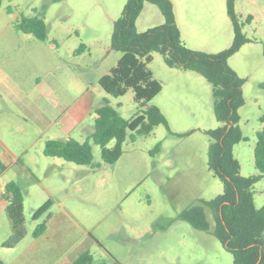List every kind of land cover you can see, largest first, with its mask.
<instances>
[{"label": "rangeland", "instance_id": "1", "mask_svg": "<svg viewBox=\"0 0 264 264\" xmlns=\"http://www.w3.org/2000/svg\"><path fill=\"white\" fill-rule=\"evenodd\" d=\"M171 1L188 46L216 53L231 45L226 0ZM125 2L1 1L0 131L10 153L0 147V179L15 180L22 190L26 234L42 221H64L73 244L66 254L71 258L86 249L93 264H233L203 203L223 190L207 163L205 130L221 125L213 113L211 84L195 71L168 67L158 52L148 67L162 89L144 105L134 100L132 89L113 96L98 83L122 54L111 48V34ZM144 4L139 31L158 25L155 13L161 15L156 5ZM234 10L248 41L228 58L244 79V104L238 109L242 138L232 152L240 174L249 176L258 173L253 149L256 133L264 128V0H236ZM22 16L41 17L46 39L15 29ZM37 82L43 95L35 100ZM87 94L92 96L89 111L71 122L67 106ZM106 102L125 119L158 106L167 126L158 124L134 140L127 130L121 155L112 164L102 160L100 146L92 141L90 164L43 153L48 139L84 141L94 128V110ZM252 191L255 207L263 206L264 176ZM48 199L49 210L34 219V211Z\"/></svg>", "mask_w": 264, "mask_h": 264}, {"label": "trees", "instance_id": "2", "mask_svg": "<svg viewBox=\"0 0 264 264\" xmlns=\"http://www.w3.org/2000/svg\"><path fill=\"white\" fill-rule=\"evenodd\" d=\"M235 1L226 0L227 15L233 27L231 45L219 52L208 53L184 44L171 0H126L121 14L113 21L111 34V48L122 54L116 64L100 76L98 83L106 93L113 96L132 89L134 100L144 105L162 89V83L148 67L153 58L152 53L158 52L168 67L195 71L211 84L213 113L221 125L205 130L210 138L207 163L213 174L221 180L223 190L203 203L212 212L215 224L213 233L231 252L233 264H264V205L255 207L252 191L253 184L264 176V128L256 133L253 149L257 174L241 175L239 162L232 152L233 145L242 138L238 109L244 104V79L229 66L228 58L248 41L242 31L243 23L234 10ZM144 2L157 6L163 22L139 31L136 19ZM250 19L251 16L248 15L246 21ZM14 27L39 40L47 37L46 26L41 17L22 16L15 21ZM94 112V130L84 141L80 142L72 137L48 139L44 143L43 153L76 164H90L92 141L100 146L102 160L112 164L121 155L127 130L131 131L129 137L134 140L135 134H149L158 124L167 126L164 114L155 105L146 106L131 119L123 118L107 102ZM260 120L264 122V115ZM110 141H113L112 146H108ZM3 196L6 200L5 213L10 234L1 245L11 248L25 235L23 193L18 182H6ZM51 203L50 199L46 200L34 211L33 218L37 219L47 212ZM188 219L193 225L201 227L193 218ZM45 228V221L36 224L32 236H39ZM92 260L91 253L85 250L72 264H93ZM0 264L5 263L0 259ZM101 264L120 263L114 260Z\"/></svg>", "mask_w": 264, "mask_h": 264}, {"label": "crops", "instance_id": "3", "mask_svg": "<svg viewBox=\"0 0 264 264\" xmlns=\"http://www.w3.org/2000/svg\"><path fill=\"white\" fill-rule=\"evenodd\" d=\"M175 20L180 29L181 39L186 46L187 35L183 32V28L179 23V16L177 10L175 9L174 3L172 1ZM145 4L136 19V27L138 29V20L140 15L144 10ZM161 14V13H160ZM156 15L157 24L163 22L162 14ZM139 30V29H138ZM190 48H197L193 46H188ZM40 82L36 83V88L32 92V96L37 100L39 96H42L41 90H39ZM47 94V92L45 93ZM91 94L82 96L79 100L73 102L71 105L67 106L68 117L71 122L80 121L86 113L89 111V102L91 101ZM160 108V107H159ZM161 110V108H160ZM26 120V119H25ZM94 130V128H93ZM91 131V133L93 132ZM90 133V134H91ZM0 147L6 149L9 153L10 150L8 146L2 139L0 131ZM12 161L15 163H20L19 158L15 156L12 157ZM1 175V172H0ZM5 181L0 179V259L5 264H72V262L85 250L81 251L78 255L71 258L70 255H66L72 248V242L70 241L69 229L60 218H53L46 222L45 230L37 237L32 236V230L29 234H26L21 238V240L11 248H5L1 244L10 234V225L8 218L5 213L6 200L3 196Z\"/></svg>", "mask_w": 264, "mask_h": 264}]
</instances>
